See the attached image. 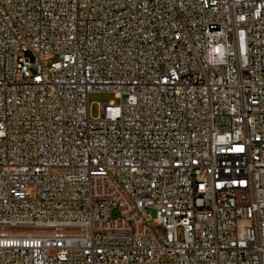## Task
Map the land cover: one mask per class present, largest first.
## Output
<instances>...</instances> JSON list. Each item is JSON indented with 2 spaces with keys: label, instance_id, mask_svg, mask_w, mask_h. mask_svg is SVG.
Listing matches in <instances>:
<instances>
[{
  "label": "built area",
  "instance_id": "built-area-1",
  "mask_svg": "<svg viewBox=\"0 0 264 264\" xmlns=\"http://www.w3.org/2000/svg\"><path fill=\"white\" fill-rule=\"evenodd\" d=\"M0 264H264V0H0Z\"/></svg>",
  "mask_w": 264,
  "mask_h": 264
},
{
  "label": "rangeland",
  "instance_id": "rangeland-1",
  "mask_svg": "<svg viewBox=\"0 0 264 264\" xmlns=\"http://www.w3.org/2000/svg\"><path fill=\"white\" fill-rule=\"evenodd\" d=\"M111 101H114L115 103H119V100H117L114 96V94H101V93H95L89 95L88 103H89V113L91 118H97L100 116V107L102 104L109 103ZM148 216L154 221L157 218V212L154 209H148L147 211ZM115 212L112 213V216L115 217ZM154 229L160 233V229L154 225Z\"/></svg>",
  "mask_w": 264,
  "mask_h": 264
}]
</instances>
